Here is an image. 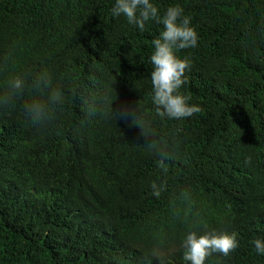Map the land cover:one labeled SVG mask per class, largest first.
<instances>
[{
    "label": "trees",
    "instance_id": "16d2710c",
    "mask_svg": "<svg viewBox=\"0 0 264 264\" xmlns=\"http://www.w3.org/2000/svg\"><path fill=\"white\" fill-rule=\"evenodd\" d=\"M152 2L198 34L176 53L191 64L179 91L202 109L182 120L152 103L163 25L113 17L115 0H0V264H159L160 251L190 264L180 244L204 225L238 240L205 264H264V0ZM41 76L60 99L36 122Z\"/></svg>",
    "mask_w": 264,
    "mask_h": 264
},
{
    "label": "clouds",
    "instance_id": "9594fccd",
    "mask_svg": "<svg viewBox=\"0 0 264 264\" xmlns=\"http://www.w3.org/2000/svg\"><path fill=\"white\" fill-rule=\"evenodd\" d=\"M183 8L180 6H169L161 16L158 7L152 0H115L111 8L113 17L123 16L128 24L137 26L141 31L145 29L147 22L152 21L163 25V30L152 40L154 51L150 56L152 71L150 75L152 85V103L157 115L161 118L167 117L171 120H182L200 113L201 107L189 104V97L179 91L185 83L184 74L190 69L188 58H180L176 53L178 50L195 48L197 46L198 34L190 26V18L183 16ZM10 86L16 92L22 91L24 81L20 77L14 78ZM34 87L37 89H49L46 98L37 96L27 105V110L33 120L40 122L49 116V107L60 99L58 90L51 89L50 79L43 76L38 77ZM121 120L131 123L138 128L143 137H147V129L142 121L141 115L132 108H122L119 112ZM251 163V157L245 158V164ZM161 162V167H163ZM152 194L159 197L162 186L153 182L151 184ZM193 203H195L193 201ZM192 209L189 208V212ZM188 213H186L187 215ZM200 217V212H195ZM205 230L188 231L180 244L183 250V260L190 264H205L206 259L213 253H220L227 257L238 247L237 234L235 232H221L216 228ZM257 254H264V240L253 241ZM159 264H171L166 259L163 251L154 253Z\"/></svg>",
    "mask_w": 264,
    "mask_h": 264
}]
</instances>
